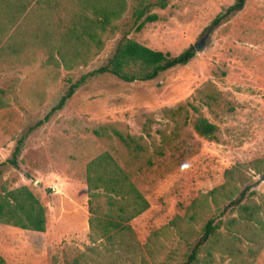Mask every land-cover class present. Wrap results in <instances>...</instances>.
I'll return each instance as SVG.
<instances>
[{"label":"rangeland","instance_id":"1","mask_svg":"<svg viewBox=\"0 0 264 264\" xmlns=\"http://www.w3.org/2000/svg\"><path fill=\"white\" fill-rule=\"evenodd\" d=\"M234 2L172 0L165 9H153L158 20L140 31L132 26L130 6L119 32L86 66L67 70L43 57L33 66L0 73V88H14L10 106L0 110V194L27 186L50 221L51 206L61 202L69 209L63 200L69 196L78 204L73 209L78 216L79 205L87 203L82 189L87 164L108 152L149 203L130 222L142 245L221 185L232 167L250 177L248 192H257L251 201L262 204L264 172L250 164L264 157V0H246L240 12L212 26ZM127 31L129 39L170 57L190 48L195 56L152 81L127 83L110 75L88 79L61 111L29 135L18 167L11 165L20 136L45 117L70 84L105 64ZM199 118L216 127L214 138L195 131ZM116 132L135 138L139 147L126 146ZM227 204L217 211L209 203L189 241L196 240L208 219L227 223L236 217L238 211L230 209L220 215ZM59 219L47 237L0 224V255L6 264H63L93 245L85 220H72L68 213ZM69 226L72 232L66 231ZM220 231L227 232L225 226ZM158 245L163 248L157 260L173 252L170 262H181L189 253L176 230L167 229ZM230 263L228 256L216 254V264ZM251 264H264V246Z\"/></svg>","mask_w":264,"mask_h":264},{"label":"trees","instance_id":"2","mask_svg":"<svg viewBox=\"0 0 264 264\" xmlns=\"http://www.w3.org/2000/svg\"><path fill=\"white\" fill-rule=\"evenodd\" d=\"M172 0H0V73L33 66L46 57V63L71 70L86 66L98 56L107 39L121 29L119 22L132 8L134 30L156 22L155 8L165 9ZM246 0L235 2L213 21L215 26L240 12ZM127 33L117 43L112 55L99 68L88 72L69 85L45 117L30 126L17 140L9 163L18 167L25 141L37 128L61 111L76 89L88 79L110 75L127 83L147 82L175 67L185 66L195 56L190 48L176 57L154 51ZM13 86L0 88V110L10 106ZM195 131L214 138L216 127L204 118L194 123ZM97 134V132H95ZM128 147L138 148L135 138L116 132ZM240 167H244L240 165ZM258 173L264 172V157L250 164ZM1 176V170H0ZM250 177L238 166L225 171L224 182L202 198L196 199L184 217H175L169 224L153 232L142 245L130 222L149 208V203L127 174L108 153L92 159L86 167L90 241L93 245L63 264H216V254L231 258L230 264H251L264 246V197L262 204L251 201L257 192H248ZM224 215L238 211L228 222L210 218L195 237L193 225L202 218L209 203ZM0 224L26 231L46 230L45 208L27 186L0 194ZM225 226L227 232L220 229ZM167 229L176 230L189 253L185 260L171 263L174 253L157 260L161 253L160 240ZM250 229L252 232H242ZM256 230V231H253ZM96 242H99L96 245ZM0 264H6L0 255Z\"/></svg>","mask_w":264,"mask_h":264},{"label":"crops","instance_id":"3","mask_svg":"<svg viewBox=\"0 0 264 264\" xmlns=\"http://www.w3.org/2000/svg\"><path fill=\"white\" fill-rule=\"evenodd\" d=\"M9 72H15V71H9ZM1 73H8V72H1ZM82 189L84 190V193L86 194V198H87V203H86V206H83V205H79L81 210H80V213L79 215H75L73 214V209L74 207H78V204L73 201L71 199V197L68 196V198L66 197L65 199H63L64 201H66L65 204H67L68 207H70L69 209H65V207L63 206V204L61 202H58L57 204H53L50 208V216H51V221L49 220L48 218V215H49V212L47 213L46 211V230L45 232L43 233H38V232H34V233H38L40 235H44V237L46 236L47 237V230L49 229H52L54 228V230H56V225L57 223L59 222V218L62 214H69L70 217H72V220H78V219H83L85 220V224H86V228H87V231H89V235H90V226H89V218H90V213H89V210H88V200H89V195H88V187H87V184L83 185L82 186ZM134 220V219H133ZM71 224V222H70ZM72 227V226H71ZM69 226V228L66 229V231H68V229H70V232H72L73 228H71ZM33 232V231H32ZM56 232H59V231H56ZM55 235H57V233H55ZM49 243V241H47V244Z\"/></svg>","mask_w":264,"mask_h":264},{"label":"water","instance_id":"4","mask_svg":"<svg viewBox=\"0 0 264 264\" xmlns=\"http://www.w3.org/2000/svg\"><path fill=\"white\" fill-rule=\"evenodd\" d=\"M195 49H196V50H200V49L198 48V46H197V45H195Z\"/></svg>","mask_w":264,"mask_h":264}]
</instances>
